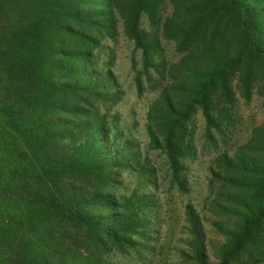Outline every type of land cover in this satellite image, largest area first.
Here are the masks:
<instances>
[{
  "label": "trees",
  "instance_id": "trees-1",
  "mask_svg": "<svg viewBox=\"0 0 264 264\" xmlns=\"http://www.w3.org/2000/svg\"><path fill=\"white\" fill-rule=\"evenodd\" d=\"M120 28L141 52L137 96L145 80L158 90L148 146L165 156L179 192L196 112L210 138L231 125L238 99L257 94L264 105V0H0V264H111L104 256L148 239L151 203L115 188L124 172L153 171L112 138L118 119L106 113L122 93L95 55ZM159 31L179 57L167 70ZM208 185L224 242L210 263L200 217L186 205L193 263L262 262L264 122L233 156L218 154Z\"/></svg>",
  "mask_w": 264,
  "mask_h": 264
},
{
  "label": "rangeland",
  "instance_id": "rangeland-1",
  "mask_svg": "<svg viewBox=\"0 0 264 264\" xmlns=\"http://www.w3.org/2000/svg\"><path fill=\"white\" fill-rule=\"evenodd\" d=\"M170 13L171 5L167 3L161 10V16L164 18ZM142 27L147 31L151 30L145 17L142 18ZM118 31L114 39L102 42L95 52L99 66L111 71L122 93L119 101L106 113L107 120L110 123V118L117 117V129L112 131V138L117 137L115 141L120 145L124 141L132 144L141 163L151 169L153 174L131 170L119 176L118 187L115 188L117 196L128 197L131 193H137L151 203L150 209L145 210L148 239L143 241L136 238L135 249H127L125 253L113 251L104 256V259L111 264H194L189 247L191 235L185 215V206L190 204L202 223L208 261L214 263L212 252L223 244L224 236L213 225L214 218L206 208L211 196L208 185L210 168L219 153L227 152L229 156H233L236 149L249 140L254 129L263 124L262 98L253 94L249 102L238 99L231 125L225 129L224 134L213 132L210 138L205 135V121L201 112H196L193 118V149L184 169L187 192H179L171 186L165 156L148 146L146 116L158 90L147 87L148 82L145 80L142 92L137 96L134 77L137 71L142 70L141 52L135 50L121 28ZM158 35L163 61H157H162L167 70L179 57L174 43L165 39L161 31ZM258 264H264V256Z\"/></svg>",
  "mask_w": 264,
  "mask_h": 264
}]
</instances>
